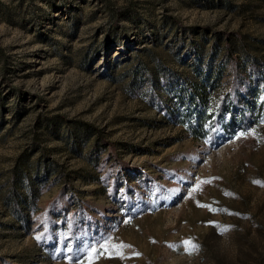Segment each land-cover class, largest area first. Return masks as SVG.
<instances>
[{
    "label": "rangeland",
    "instance_id": "1",
    "mask_svg": "<svg viewBox=\"0 0 264 264\" xmlns=\"http://www.w3.org/2000/svg\"><path fill=\"white\" fill-rule=\"evenodd\" d=\"M226 39L264 74V0H0V264H264V119L188 131Z\"/></svg>",
    "mask_w": 264,
    "mask_h": 264
},
{
    "label": "trees",
    "instance_id": "2",
    "mask_svg": "<svg viewBox=\"0 0 264 264\" xmlns=\"http://www.w3.org/2000/svg\"><path fill=\"white\" fill-rule=\"evenodd\" d=\"M226 40L228 42L224 44V57L225 63L230 67V88L225 94L218 97L213 115L208 118L210 121L194 117L196 122L188 126V131L193 134L196 140L215 138V135L224 136L225 134H231L233 129L230 128L228 119L243 128V124H245L247 119L251 121L253 108H256V119H264L263 71L248 60L243 65V71L238 70V57L234 54L235 52H231L229 39ZM221 72L222 68L220 65L209 68L207 75L202 77L200 83L189 86L190 101L196 108H194L195 112L198 113L196 115H199L201 110L204 109L209 99V91L213 89L214 83L220 79ZM182 90L183 88L180 86L177 91ZM236 111H239L238 115H236ZM108 148L109 145L107 150ZM72 231L74 230L72 229ZM73 238L75 240V237Z\"/></svg>",
    "mask_w": 264,
    "mask_h": 264
},
{
    "label": "snow or ice",
    "instance_id": "3",
    "mask_svg": "<svg viewBox=\"0 0 264 264\" xmlns=\"http://www.w3.org/2000/svg\"><path fill=\"white\" fill-rule=\"evenodd\" d=\"M200 183H208V181H201ZM197 190H199V184L197 185L196 188H193V189H192L193 192H195V191H197ZM198 206H202V205H198ZM184 244H185L186 249L195 248V245L191 244L190 241H185ZM100 246H101L102 248H106V245H104V244H101ZM120 247L123 248V247H125V246H124V245H121ZM93 251H95V249H93Z\"/></svg>",
    "mask_w": 264,
    "mask_h": 264
}]
</instances>
